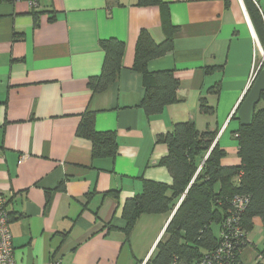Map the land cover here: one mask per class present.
I'll return each mask as SVG.
<instances>
[{
  "label": "crops",
  "instance_id": "0c3cea01",
  "mask_svg": "<svg viewBox=\"0 0 264 264\" xmlns=\"http://www.w3.org/2000/svg\"><path fill=\"white\" fill-rule=\"evenodd\" d=\"M253 2L264 18V0ZM137 3L40 0L34 11L24 1L0 2V194L11 200L17 264H143L172 215H143L127 240L122 207L142 192L143 181L172 185L159 165L168 148L158 137L175 124L193 120L201 132L217 131L223 164L240 163L234 115L258 70L259 40L244 1ZM168 22L177 27L173 50L147 68L174 74L177 101L149 116L141 106L144 77L134 69L136 46L142 30L164 42ZM110 38L126 43L123 67L116 83L92 92L89 79L100 76L105 61L100 42ZM216 66L224 68L207 73ZM218 83L220 92L210 93ZM202 98L214 114L200 111ZM86 113L97 131L115 133V157L94 158L92 143L78 135ZM110 224L120 230L108 232ZM255 224L262 238L249 233L243 264H255L264 248L262 220Z\"/></svg>",
  "mask_w": 264,
  "mask_h": 264
},
{
  "label": "trees",
  "instance_id": "16d2710c",
  "mask_svg": "<svg viewBox=\"0 0 264 264\" xmlns=\"http://www.w3.org/2000/svg\"><path fill=\"white\" fill-rule=\"evenodd\" d=\"M243 1L264 46L263 15L253 0ZM225 4L229 6V0H225ZM137 6L162 8L164 3L163 0H138ZM168 27L164 42L157 43L149 31L142 30L136 46L134 69L144 77L146 93L141 106L149 116L161 114L177 101L180 82L174 74L170 71L149 73L147 68L151 60L173 50L177 27L170 22ZM100 47L105 53V61L100 76L89 79L88 87L92 92L103 91L117 82L126 51V43L116 38L102 40ZM222 68L224 66L208 68L207 73ZM220 89L218 83L209 91L218 94ZM200 111L211 115L215 108L202 98ZM77 133L92 143L94 158L117 155L115 133L97 131L92 113L83 116ZM217 137V131H199L193 120L175 124L171 132L158 137V142L168 148L159 165L168 169L173 178L172 185L143 181L142 192L127 199L122 207L125 220L122 231L127 240L143 215H172L175 212L148 264H202L208 256L218 255L226 243L233 245L228 262L243 264L241 256L249 244V233L254 230L256 217L262 220L264 230V109L257 106L253 123L240 126L237 131L238 165L223 164L227 152L216 142ZM108 194L118 199L120 193L111 191ZM238 198L244 201L243 211L234 205ZM228 221L237 224V229L245 236L240 240L233 239L235 232L232 233ZM213 225L219 227L218 236L213 232ZM108 228V232L120 230L112 224ZM255 264H264V248L259 250Z\"/></svg>",
  "mask_w": 264,
  "mask_h": 264
},
{
  "label": "built area",
  "instance_id": "2783aa9c",
  "mask_svg": "<svg viewBox=\"0 0 264 264\" xmlns=\"http://www.w3.org/2000/svg\"><path fill=\"white\" fill-rule=\"evenodd\" d=\"M13 1H24L30 5L34 11H39L41 9L40 0H13ZM245 10V8H244ZM257 44L260 47V51L264 52L260 46V42L256 39ZM255 78V75L253 76ZM10 198L4 194H0V264H17L14 256V248L12 243V232H11V213L9 210ZM234 205L240 209L244 210V201L242 199H236ZM228 226L232 230V233L236 240H240L245 236L240 230L237 229V224L232 221H228ZM233 245L225 244L224 248L220 250L217 254L210 255L207 257V260L202 264H231L228 262V259H231L230 253ZM154 252L145 260L143 264H148L150 258ZM223 254V256H222ZM54 264H59L58 261Z\"/></svg>",
  "mask_w": 264,
  "mask_h": 264
},
{
  "label": "water",
  "instance_id": "95a60500",
  "mask_svg": "<svg viewBox=\"0 0 264 264\" xmlns=\"http://www.w3.org/2000/svg\"><path fill=\"white\" fill-rule=\"evenodd\" d=\"M262 56L264 58V53ZM263 64H260L258 67L255 78H253L247 94L235 113V119L240 123V126H250L253 123L256 108L260 104L262 95L264 94V68L261 69ZM174 214L175 212L172 214V217Z\"/></svg>",
  "mask_w": 264,
  "mask_h": 264
},
{
  "label": "rangeland",
  "instance_id": "374dc122",
  "mask_svg": "<svg viewBox=\"0 0 264 264\" xmlns=\"http://www.w3.org/2000/svg\"><path fill=\"white\" fill-rule=\"evenodd\" d=\"M260 42V41H259ZM260 46H261V48L263 49V51H264V46L261 44V42H260ZM262 63H264V58H263V56H262V52L260 51V47H259V45L257 44V52L255 53V65H256V68L257 67H259L260 66V64H262ZM264 65V64H263ZM212 229H213V232H214V234L216 235V236H218L219 235V227L218 226H216V225H213V227H212ZM260 227L258 226V225H254V237L255 238H257V239H260L261 240V232H260Z\"/></svg>",
  "mask_w": 264,
  "mask_h": 264
},
{
  "label": "bare ground",
  "instance_id": "6f19581e",
  "mask_svg": "<svg viewBox=\"0 0 264 264\" xmlns=\"http://www.w3.org/2000/svg\"><path fill=\"white\" fill-rule=\"evenodd\" d=\"M264 52H262V54H263Z\"/></svg>",
  "mask_w": 264,
  "mask_h": 264
}]
</instances>
